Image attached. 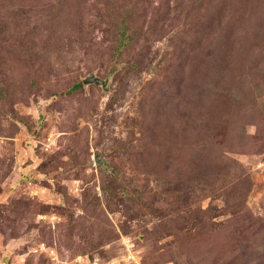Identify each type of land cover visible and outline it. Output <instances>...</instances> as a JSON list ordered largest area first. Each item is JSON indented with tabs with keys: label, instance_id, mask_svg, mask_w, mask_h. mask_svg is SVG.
I'll return each instance as SVG.
<instances>
[{
	"label": "rangeland",
	"instance_id": "obj_1",
	"mask_svg": "<svg viewBox=\"0 0 264 264\" xmlns=\"http://www.w3.org/2000/svg\"><path fill=\"white\" fill-rule=\"evenodd\" d=\"M0 264H264V0H0Z\"/></svg>",
	"mask_w": 264,
	"mask_h": 264
},
{
	"label": "water",
	"instance_id": "obj_2",
	"mask_svg": "<svg viewBox=\"0 0 264 264\" xmlns=\"http://www.w3.org/2000/svg\"><path fill=\"white\" fill-rule=\"evenodd\" d=\"M84 83H89V82H97V83H103V79L97 77L95 74H91L86 76L83 79Z\"/></svg>",
	"mask_w": 264,
	"mask_h": 264
},
{
	"label": "trees",
	"instance_id": "obj_3",
	"mask_svg": "<svg viewBox=\"0 0 264 264\" xmlns=\"http://www.w3.org/2000/svg\"><path fill=\"white\" fill-rule=\"evenodd\" d=\"M81 85H82L81 82L75 83L74 86H73V88H78V87H80Z\"/></svg>",
	"mask_w": 264,
	"mask_h": 264
}]
</instances>
